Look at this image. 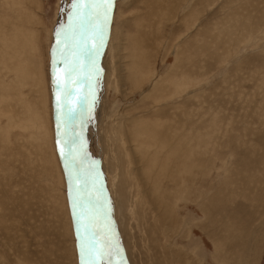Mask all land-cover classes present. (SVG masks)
I'll list each match as a JSON object with an SVG mask.
<instances>
[{"label":"rangeland","instance_id":"1","mask_svg":"<svg viewBox=\"0 0 264 264\" xmlns=\"http://www.w3.org/2000/svg\"><path fill=\"white\" fill-rule=\"evenodd\" d=\"M80 5L0 0V264H106L102 216L126 264H264V0H115L99 45ZM91 61L101 214L92 176H69L59 154L83 115L68 81ZM141 160L166 177L139 178ZM149 184L169 230L144 217Z\"/></svg>","mask_w":264,"mask_h":264},{"label":"bare ground","instance_id":"2","mask_svg":"<svg viewBox=\"0 0 264 264\" xmlns=\"http://www.w3.org/2000/svg\"><path fill=\"white\" fill-rule=\"evenodd\" d=\"M67 2V1H66ZM69 2V1H68ZM82 3H83V0H81V5H82ZM67 4L68 3H65V4H63L62 5V10H65V11H67L68 12V6H67ZM80 5V6H81ZM83 7V6H82ZM102 8L104 9V11L103 12H99V14L97 13V18L99 17H101L100 19H98V20H101V25L99 26V27H101L100 28V31L99 32H97V34H96V36H97V41H98V45L100 44V42H102L104 39H107V37H108V29L106 28V30H104V26L105 27H107V21H108V19H111V17H112V15L114 14V10H115V0H102ZM67 12H66V15H67ZM71 15V14H70ZM70 15H67V16H70ZM64 18V17H63ZM64 20V19H63ZM65 23V22H64ZM63 24V23H62ZM102 31V32H101ZM112 31V30H111ZM101 33V34H100ZM81 38V37H80ZM77 42L79 43L80 41H78L77 40ZM79 47V46H78ZM109 48V47H108ZM79 49V48H78ZM92 53V52H91ZM108 52L106 51V56H108V54H107ZM107 59V58H106ZM92 60V59H91ZM108 61V60H107ZM94 62L95 61H91V66L89 67V65H86V67H87V69H90V68H92L91 70H95V68L97 67V66H93L94 65ZM96 64V63H95ZM82 66V68L85 66V65H81ZM99 67V66H98ZM81 69V68H80ZM74 71V73H75V70H73ZM94 72V71H93ZM93 72H91V73H93ZM88 92H87V96H86V99L88 98ZM75 109H76V106H75ZM85 111V110H84ZM84 111H81L82 113H83V115H81V113L79 114V115H77L76 114V111H75V114H76V116H75V118H76V120H78V123H77V129H76V132H75V130H72V133L70 132L69 134L67 133V135H66V133H64V131L63 130H61V132H60V135L62 136V138H63V140L64 139H66L67 138V140L66 141H64V144H65V142H66V148H67V151H66V156H65V154H64V149H63V151L62 150H60L59 151V154H60V156H61V160H63V163H65V166L69 169V167L66 165L68 162H66V159H67V161H69L70 163H72L71 164V171H70V174H72L71 176H75V177H77L78 176V178L79 177H83L85 180H88V178L90 177V172L88 171V177H87V172L86 173H84V171L83 170H81L80 168L78 169H72V167H73V165H74V163L75 162H77V163H79V165H82V167H83V169L84 170H87V167H88V170H89V162H88V156H86L87 155V153L85 152V150H86V146H85V138L87 137V135H88V126H87V123H86V119H85V117H86V115H85V112ZM72 119V118H71ZM83 121V122H82ZM72 122V121H71ZM70 122V123H71ZM63 123V122H62ZM113 124H115V122H113ZM62 125V124H61ZM62 127V126H61ZM62 129V128H61ZM114 130L115 131H117V132H119V133H121V134H125V132H124V130L122 129V128H119V127H117V126H115L114 127ZM82 132H84V137L83 136H81V133ZM66 135V136H65ZM72 135V138H75V145H74V147H75V154H73L74 155V157L75 158H73L72 159V157H71V155H70V153H71V147H70V145H69V143H70V136ZM86 136V137H85ZM80 137V138H79ZM136 137V136H135ZM79 138V139H78ZM131 138V137H130ZM144 139H146V138H144ZM136 140H137V144H142V145H145V144H147V147L149 146V148H153V145H150L151 143H146V141L145 140H139L138 138H136ZM67 142H68V144H67ZM127 142V141H126ZM108 144V143H107ZM129 144V143H128ZM132 144V143H131ZM134 144V143H133ZM70 148H69V147ZM128 146V145H127ZM151 150V149H150ZM74 151V150H73ZM148 151V150H147ZM134 156V155H133ZM67 157V158H66ZM138 157V156H137ZM66 158V159H65ZM135 158V157H134ZM136 160V159H135ZM147 161V160H146ZM150 163H151V165H150ZM86 164H87V166H86ZM136 165L138 166L137 168H138V174H136L139 178L141 177V174L143 175V177H144V173H145V171L146 170H148L149 169V166H151L152 168H153V170H154V172H153V174H152V176H154L155 177V180H163L165 177H166V174H165V172H164V170L162 169V168H159V170H157V168H156V166L158 167V163L157 162H148V163H143V160H141L140 162L139 161H137V163H136ZM156 165V166H155ZM139 167H142V168H139ZM176 168V167H175ZM174 168V169H175ZM174 171V170H173ZM67 172H68V170H67ZM172 172V171H171ZM179 173H181L180 171H179ZM177 174H178V172H177ZM180 175V174H179ZM71 178V177H70ZM82 178V179H83ZM175 178H177V177H175ZM144 179H145V181L146 182H148V181H150V179H152L151 177H150V175L148 174V175H145V177H144ZM79 180V179H78ZM73 181V180H72ZM71 181V182H72ZM177 181V180H176ZM151 184V183H150ZM150 184L148 185V190L145 192V196H142V200H144L145 202H146V204H147V213L149 214V217H147V216H144L145 217V219L146 220H149V221H151V217L153 216V220H154V224H153V229L152 230H156V228H157V226H158V224H160L161 226L163 225V226H165V227H167L168 228V230H169V228L170 227H174V226H172L173 225V222H172V220H171V217H168V213H166V211L168 210L167 208H165L164 206H163V203H162V201H161V199H162V195L160 196V197H158V198H155V192H154V189L153 188H151L150 189ZM89 186V185H88ZM152 187V186H151ZM89 196H91V195H89ZM79 197V196H78ZM78 201V200H77ZM164 202V201H163ZM91 204V203H90ZM177 215V214H176ZM156 216L158 217V219H156ZM171 216V215H170ZM140 217H142L141 215H139V218ZM175 217V216H174ZM148 221V222H149ZM188 221V220H187ZM102 224L103 225H105L104 224V222H102ZM106 227V226H105ZM171 229V228H170ZM166 237V235L164 236V238ZM99 239V238H98ZM101 242H104L105 241V246L106 247H109L108 246V243L107 242H109V240H108V238L107 239H105V240H101V239H99ZM110 241H111V243H112V245L114 244V246H116L115 244H116V242H115V240L113 239V237L112 238H110ZM108 249V248H107ZM99 251V249H97L96 251H95V255H96V253ZM109 252H108V256H109V253H110V248H109V250H108ZM131 254L129 253V256H130ZM132 260V259H131ZM95 264H102V262H99V260H98V258H97V256H96V258H95ZM104 262L106 263V264H109V257H105L104 258Z\"/></svg>","mask_w":264,"mask_h":264},{"label":"water","instance_id":"3","mask_svg":"<svg viewBox=\"0 0 264 264\" xmlns=\"http://www.w3.org/2000/svg\"><path fill=\"white\" fill-rule=\"evenodd\" d=\"M86 1H87V4H86ZM94 2V3H93ZM102 3L99 2V0H83V3H82V11L80 12V14H86V12L89 10L91 11H96L98 14L99 12H102V6H100ZM84 19V18H83ZM82 17L80 18V23H82L81 27H87L81 20H83ZM100 19L99 17L97 18V21L95 20L94 24L96 25V30H95V34H97V29L99 28V25H100ZM88 29L89 28H86V33L88 32ZM84 55H82L83 57ZM77 59V58H76ZM87 63V62H86ZM80 65V64H79ZM80 68H82V66H80ZM78 71H81L79 74V78H76L75 79V75H77L78 73H74V71L71 73L72 76H70V80L68 81V83L72 82V84L74 85L73 87V91L74 93H72V96H73V102H74V105L73 106H76V111H83L84 107H85V104H86V96H87V89H88V86H89V79H88V73H87V67L86 65L83 67V69H79ZM74 81H73V80ZM69 90V89H68ZM67 93V91H66ZM66 93L64 94V96L66 95ZM63 96V98H64ZM62 98V100H63ZM61 103H63L61 101ZM77 123H78V120H76ZM81 135L84 137V132L81 133ZM86 137V136H85ZM86 139V138H85ZM85 152L87 153V156L88 158L90 157L89 155V152H88V147L86 148ZM66 159V158H65ZM66 162L67 159H66ZM68 167H69V162H68ZM68 170V174L70 176V170ZM90 172V175L92 176L91 177V184H90V192H91V196L93 198V200L95 201V203L97 204V209L99 211V213L101 214V210H100V207H101V204L99 203V194H98V191H97V188H96V184H95V180H94V176L93 174L91 173V170H89ZM95 205L93 204L92 205V208H94ZM77 208V207H76ZM103 220L102 222H104L105 225L101 226L102 223L96 227L94 229V233L95 235L101 239V240H105L108 238L109 242L108 243V248H110V253H109V264H126L121 256V253L119 252V250L117 249V247L114 246V244L112 245L111 241H110V238H112V234L110 233L109 231V228H108V225L106 224V220H105V217L102 216ZM83 219V218H82ZM82 224H85L87 221V216L85 218L84 216V219L81 220ZM92 223V222H91ZM105 226H106V229H105ZM103 227V228H102Z\"/></svg>","mask_w":264,"mask_h":264}]
</instances>
